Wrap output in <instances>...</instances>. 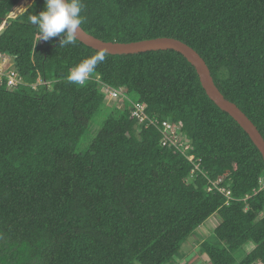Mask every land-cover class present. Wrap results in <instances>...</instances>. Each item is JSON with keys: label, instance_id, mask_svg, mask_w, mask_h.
<instances>
[{"label": "trees", "instance_id": "trees-1", "mask_svg": "<svg viewBox=\"0 0 264 264\" xmlns=\"http://www.w3.org/2000/svg\"><path fill=\"white\" fill-rule=\"evenodd\" d=\"M20 1L0 0V58L25 83L48 85L0 84V264H167L213 215L216 243L199 249L209 264H235L247 244L239 264H264L262 156L207 98L194 68L173 51L110 56L78 41L60 47L59 36L39 40L28 17L45 0L10 17L27 3ZM82 2L80 28L97 40L168 38L190 47L264 141V0ZM92 56L104 60L91 76L123 91V107L105 105L97 83L68 81ZM129 102L178 127L191 143L186 156L131 119ZM90 130L87 148L76 152ZM187 158L200 170L193 177ZM221 177L231 201L206 191Z\"/></svg>", "mask_w": 264, "mask_h": 264}, {"label": "water", "instance_id": "water-1", "mask_svg": "<svg viewBox=\"0 0 264 264\" xmlns=\"http://www.w3.org/2000/svg\"><path fill=\"white\" fill-rule=\"evenodd\" d=\"M85 47L110 56H131L149 52L173 51L181 55L195 70L201 88L207 98L223 113L233 119L247 134L252 144L259 151L264 162V141L255 126L232 103L225 100L215 87L209 69L200 56L187 45L168 38L141 41L136 43H105L88 35L82 29L78 32L77 40Z\"/></svg>", "mask_w": 264, "mask_h": 264}, {"label": "built area", "instance_id": "built-area-1", "mask_svg": "<svg viewBox=\"0 0 264 264\" xmlns=\"http://www.w3.org/2000/svg\"><path fill=\"white\" fill-rule=\"evenodd\" d=\"M25 1L27 2L25 6H27V4L30 2H28L27 0ZM19 10L21 11L22 8H19ZM12 15L13 14L11 13L10 17L15 16ZM5 63H6L5 57L0 58V84L5 83L7 90L12 91L20 87H30L31 89L35 90L38 86L47 84L39 81L36 84L29 85L24 82L23 78L18 74V72L13 68V66L11 68L4 67L3 65ZM87 82H94L100 85L101 92L105 95V99L108 100V102L111 101L118 102L119 103L118 108L123 107L124 103L128 101L123 91L114 90L108 86L101 84L96 77L90 75L84 84H86ZM129 104L131 105L130 118L136 120L140 126L144 125L145 128H148L150 126L156 129L161 135L160 144L162 147L173 148L177 150L179 153H181L183 156H186L187 152L191 150V143L186 141L184 142L181 139L178 127L173 126L169 122H158L155 119L153 120L150 119L148 116H146L145 107L143 105L133 104L132 102H129ZM187 160L189 163H192L193 165V170L190 174V177H193L192 175H195L196 172H200V170L197 166H194L192 159L187 158ZM225 180L226 177H221L217 180H208V186L206 191L208 193H219L226 200L231 201L232 198H231L230 190L222 186Z\"/></svg>", "mask_w": 264, "mask_h": 264}, {"label": "clouds", "instance_id": "clouds-1", "mask_svg": "<svg viewBox=\"0 0 264 264\" xmlns=\"http://www.w3.org/2000/svg\"><path fill=\"white\" fill-rule=\"evenodd\" d=\"M83 8L82 0H45L44 10L38 15H30L28 21L38 27L39 40L48 41L49 38L59 36L60 47H64L74 44L77 40L78 32L81 31L80 25L83 23L81 15ZM103 60V56H92L81 60L70 69L67 75L68 81L83 85Z\"/></svg>", "mask_w": 264, "mask_h": 264}, {"label": "rangeland", "instance_id": "rangeland-1", "mask_svg": "<svg viewBox=\"0 0 264 264\" xmlns=\"http://www.w3.org/2000/svg\"><path fill=\"white\" fill-rule=\"evenodd\" d=\"M28 2L32 0H27ZM19 5V4H18ZM17 5V6H18ZM29 6V3L27 4ZM22 5L20 8L22 10L20 11L18 9V12L14 14L15 16L20 14L19 12L22 13V11L25 10L26 6ZM12 15V16H14ZM11 16V15H10ZM6 63L3 65L6 68H11L12 67V62L10 58L5 57ZM130 100L135 101L136 98L134 95H128ZM114 104L113 102H108V100H105V105L107 106H112ZM116 104V103H115ZM106 112V111H104ZM105 114H100L94 119V126L99 127L101 124L102 117ZM92 139V133L91 130L85 135V137L82 138L80 143L77 146L76 152H83L87 146L89 141ZM219 224V218L217 215H213L210 217L206 222H204L194 233L193 235L187 239V241L183 244L180 252L174 259V261H170L167 264H209L208 259L205 257L204 254H200L199 249L200 245L207 241L211 243H216V240L214 239V229L218 226ZM252 249L251 244H247L242 247V249L234 254L236 263L239 264L240 260L244 258V256L250 252Z\"/></svg>", "mask_w": 264, "mask_h": 264}]
</instances>
